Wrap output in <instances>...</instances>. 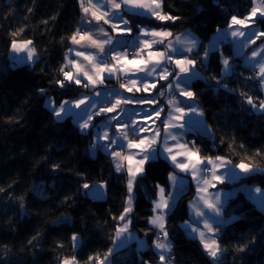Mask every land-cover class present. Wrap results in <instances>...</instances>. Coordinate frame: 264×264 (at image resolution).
<instances>
[{
    "label": "trees",
    "instance_id": "16d2710c",
    "mask_svg": "<svg viewBox=\"0 0 264 264\" xmlns=\"http://www.w3.org/2000/svg\"><path fill=\"white\" fill-rule=\"evenodd\" d=\"M163 7L178 19L161 22L127 14L132 32L139 30L138 25L169 28L172 33L189 28L201 39L191 54L199 58L217 28L228 25L233 15L246 16L254 4L253 0H163ZM80 18V0H0V264H60L72 256L77 264H95L108 253L121 221L128 194L125 174L115 170L101 148L91 147L92 131H81L69 117L56 119L46 103L52 98L59 105L96 89L56 84L63 75L60 69L67 70L66 54ZM253 23L264 32V18ZM24 39L31 40L36 59L12 66L11 43ZM222 53L235 61V70L227 77L221 75ZM201 65L205 76L193 79L191 87L213 130L214 144L197 134L195 147L204 156H225L260 169L236 182L238 190L226 204V223L218 237L225 251L219 264H264V212L239 187L243 182L264 187V112L255 113L245 103L247 96L259 103L263 92L250 79L252 71L243 59L232 56L229 44L210 51ZM53 165L59 168L53 171ZM170 171L166 160L154 159L137 181L132 228L150 244L158 233L149 222L152 200L158 186L167 184ZM98 182L107 184V196L93 199L82 185ZM193 193L191 186L168 216L174 264H213L200 242L182 227ZM74 233L79 235L75 248ZM241 246H246L244 251H238ZM153 258L150 250H133L125 256L115 254L111 264H142Z\"/></svg>",
    "mask_w": 264,
    "mask_h": 264
},
{
    "label": "crops",
    "instance_id": "0c3cea01",
    "mask_svg": "<svg viewBox=\"0 0 264 264\" xmlns=\"http://www.w3.org/2000/svg\"><path fill=\"white\" fill-rule=\"evenodd\" d=\"M116 2L121 3V0H116ZM83 6L89 8V12L84 13L82 11V8H81V18H80L78 29L89 32V34L92 35L93 38H95V39L112 38L113 44L116 45V47H115V52L109 53L107 56V63L110 65L115 64V61L111 59V56L114 54L115 55H121V56H127V58L129 60H131L133 58V57H129L126 53L127 52L126 47H128V46H139L138 52L136 54V58L138 60L139 59L147 60L148 59L147 52L149 50L143 48L144 39H149V40H152V39L160 40V39H162L163 44L162 45L154 44L152 50L158 49L159 51L166 52L168 54H172L173 48L179 49L186 55L187 59L195 57V56L192 57L191 54L196 52L200 47L201 39H200L199 35L196 34L194 31H192L189 28L185 29L183 31H180L178 33H172V31L169 28H161V27L157 28V27H152V26H148V25H142V26H140V28H145L148 30L165 29V30L169 31L171 33V35L165 36L163 38L152 37L150 35L146 37L143 33L140 32V28H139V30L137 32H132V33L126 34L122 37H117V33L115 31H113L111 23H104V21L102 20L97 24V22L94 20V18L92 16L93 11H95L97 14H100V15H103L105 12H107L109 14V16L112 15L113 11H117L119 13V16L122 17L123 20H127V21H129V19L126 16L127 14H136V15H141V16L154 17V16L150 15L149 10L146 8H140V7H137L136 5H132V4L124 5L121 3V8L119 10H114L113 7L107 3V0H92L91 5L88 3V0H86V1L84 0ZM254 6L261 8V10H264V1L256 0V3L254 4ZM158 11L160 12L161 15L168 14L164 10L163 2L161 3ZM244 17H239V18L243 19ZM113 22L118 23L119 17L114 18ZM96 28L103 29V32L96 31L95 30ZM219 28L220 29H226V28H228V25L222 26ZM232 30L233 31H242V32L247 33V37L250 38L249 43H247L245 46L241 47L240 41L245 40L246 37H233L230 34L225 36L222 31L218 33L217 29H216V31L212 34L209 41L207 42L205 50H208V47H209V48H212V49H210L211 51L212 50H220L221 51L223 49V41H224V39L227 38L230 41L229 46L232 49V56L238 57V54L240 55L243 52H247L249 50L247 55H246L247 56L246 59H244L243 61L246 63V65L252 66L254 68V70L259 73V69L261 67V63L258 62L261 59L260 50L264 49V39L260 40L262 38V36L260 35L262 30L260 29V27L258 25H254L252 20L247 21V26L235 25V26H233ZM253 33H255V35H253ZM76 34H77V39H79L78 30H77ZM105 34H107V35H105ZM177 38H179V43L177 42ZM117 39L120 40L119 44H117ZM193 40L196 41L195 46L192 43ZM89 43L90 42L85 41V42H83V46H81V45H73L71 42L70 48L73 49V51L70 52L68 50V52H67V61H66L67 70L66 71H73V73L75 74V69L72 68V66L69 64L70 60H78L81 64L83 63L82 65L85 66L86 69L91 71V65H89L88 62L83 59V57H77L75 54L76 51L84 50L85 48H87V45ZM170 44H171V47L169 46ZM105 47H109V46L106 45ZM251 47H253V49H250ZM189 48L192 49L191 52L187 51ZM142 49H143V51L141 52ZM88 50L92 51L94 54H96L98 56H103V54L99 52V49L89 48ZM239 50H241V51L239 52ZM253 51L258 52L257 57H252ZM178 58H180V57L173 54L172 62L167 66V70L169 72L173 71V70L178 72V69L174 66V60L178 59ZM197 58L198 57H196V59ZM225 58H226V60H229L226 56H225ZM68 64L70 66H68ZM141 66H143V65H141ZM197 66H198L199 72L201 73V76H198V77H204L205 74H204V71L202 69V65L199 61H197ZM128 67L130 69H132L133 71L130 73H121V72L117 71V73L111 78V79L115 80V83H108L107 82L108 79H106L103 82V84L98 83L96 85H90L89 87H95L96 88L94 91L88 92V93H82L73 99L64 100V101H72L73 102V104L71 105L72 110H71V112L63 113L61 115L62 117L58 120H63L65 118L69 117L72 120V122H74L76 125H78V127L81 129L83 124L88 121V117L92 116L94 125L99 126L100 134L103 135V133L106 131L109 136H112L117 131V129L115 127L116 122L113 121L112 127L106 128L107 117L105 115L94 116L93 115L94 113L98 112L99 109L103 108L104 105H106V107H110L111 104L114 103L115 99H117V98L130 97V96L134 95V98H145L146 100H153L152 97L156 96V94H157V97H160V98L154 97V99H155L154 103H147L146 102L142 105L129 103V104H123L122 105V107L126 109V114L125 113L120 114L123 116L124 120L127 121L128 119H131L133 124L139 123L140 126L144 127V129H145L144 132L139 133L138 135H133L130 130H127L128 139L135 140V139H138V136H147L149 140H152L154 138V135H153L154 132L156 130H160L161 135H160L159 139L157 140V143H154L152 145L153 149L162 150V146H164L166 144L167 146L172 147L173 153H175L176 151L181 150L177 147V145H185L188 150L193 151V152H198L200 159L204 160L205 164H207V158H209V157L212 158V163L208 164L211 167V178L208 180L209 183L207 185H205L203 173H201V169L203 168V165H200L197 167V177H198V181H199V184H198L197 180H193V177L191 175V171H189L188 173H184L180 169L175 168L171 164V162L165 158L168 155L167 153H164L163 156H158L156 159L162 158L170 164L171 171L168 174L167 184H160L158 186L157 195L152 200V214L150 216V220L156 218L157 216H161L163 218L162 222L164 223V226H165L164 230L167 231L166 227H167V221H168L169 214L171 213V211L176 206L179 198L184 193H186L190 189L191 186H193L194 193L188 201V217L186 218V220H184L182 222V227L184 228L186 234L189 237H192V238L198 240L200 242V244L202 245L200 238H199V234L198 233H192V230H191V225L194 223V221L196 219H198V217L196 216V213L198 211H203L205 213H212L214 211V210L207 208V206L205 204V201H207L209 203H213V204L217 205V208L221 212L222 219H223V221H225L224 223H226L225 207H226V204H227L229 198L232 195L236 194V192L238 190V185L236 184V182L239 180H243L246 176H248L250 174L242 173L241 170L238 167H236V165H238L240 163H245V162L236 163V162H233L232 160H230L229 158H227L225 156H220V155L204 156L200 153L199 149L195 147V142H192V140L189 138L190 134L191 135L192 134H194V135H197V134L205 135L212 141V146L214 144L213 130L206 120V116H205L203 106L201 105V103L198 101V99L196 97H194V99L189 101L187 98H183V96L178 95V97H176V99L173 101L171 99V97L172 96L175 97L176 94L170 95V93L174 90H177L180 93L181 89H176V88H173L171 90L168 89L167 85H168V82L171 81V77H169V81L160 80L158 85H157V88H152L151 83L159 80L158 73L160 72V69H157V72L153 73V75L148 79L147 83L149 84V89H148V92L145 93L143 91L144 85L142 83V78H143L142 74L135 73V66L128 65ZM149 68H151V65H149ZM166 74L167 73H165V75ZM221 75H222V77L224 76V74L222 73V70H221ZM128 76H131V79H135L136 83H135L134 87L131 83V79L127 78ZM137 77H140V78H137ZM198 77H195V75L190 77V81L187 82V87H188L187 89L188 90H191L193 92L191 84H192L193 79L198 78ZM121 84H126L129 87H133V93H128L126 91V89L121 88L120 87ZM136 88H140V91L136 92L135 91ZM261 89L263 92V98L261 101H264V88L261 87ZM106 91H112L113 93L119 92L121 94V96L115 97V96H107V95H97V93H102V92H106ZM161 91L163 92V95H160ZM168 92H170V93H168ZM82 97L85 98V103L82 104L80 106V108H76L74 102L77 101L78 99L82 98ZM50 100H53V99L48 98L46 103L51 110L53 107H56V108L59 107L60 104L57 105L55 103H54V105L50 106L48 103V101H50ZM170 100L173 101L172 104L168 103ZM179 100H182L183 103L176 104V101H179ZM189 104L191 105L192 108L195 109L194 113L188 112V105ZM177 107L184 109V111L186 113L185 119L179 120V121L176 120V117L180 115V113L176 111ZM155 109H163V111H161V119H157L155 117V115H154ZM169 111L171 112V118H169V120H168L169 124H174V125L184 124V127L183 128H177V127L170 128L169 132L171 133V136H169V138L165 141V134L163 131L164 125L161 122V120L168 116ZM52 112H53V110H52ZM254 112L260 113V112H264V111H254ZM148 113H153V114L151 116H148ZM201 113H202V115H201ZM143 114H145L148 117V119L149 118L150 119L149 120L148 119H140V116H144ZM149 129H151V131H149ZM88 131H92V141L94 142V136L97 134L96 127H91L90 129L85 130L84 132H88ZM119 131H120V134L123 135V133L126 131V129H120ZM178 132L182 133V135H177ZM172 137H175V139H173ZM101 143H103V141H101ZM124 143L126 144V141ZM101 149L105 153H107V155L109 156L115 170H116V164L117 163L122 164V167H123L122 172L126 176V185H128L129 176L127 173V168H128L127 160L120 161L118 157H112L109 154L110 151H118L119 152L120 149L117 148L115 145H113L108 151H106L104 148H101ZM128 154L135 155L136 159L141 158V155L139 154V149H127V148H125V151L122 153V155H128ZM216 157H223L224 159L218 161L215 159ZM183 160H184L183 157L178 158L179 162H183ZM245 164L249 165L253 169H256L255 172L260 171V169L258 167H255V166L248 164V163H245ZM145 165H144V167H145ZM214 167L216 169V174L220 176V181H217L213 178L212 169ZM133 168H135V165H133ZM255 172H253V173H255ZM253 173H251V174H253ZM234 175H238L239 178L234 179L233 178ZM139 177L133 181V193L131 194L133 198H132L131 203L125 204V207H131L132 208V212L126 216L125 220H121L118 227H117V229H124L125 227H127V231L118 235L117 230H116L114 241H113V244L110 248L113 251L111 253H110V251H108V253L105 256H103L102 258L98 259L95 264H97L98 261L104 260L106 257H109L110 262H112L113 256L115 254H121V255L125 256V255L129 254L130 252H132L133 250H135L138 253H140L141 251H144V250H150L154 254V258L152 260H146V261H149L150 264H170L167 261V258L171 254H173L172 249H171L170 254L166 255L165 261L161 262L159 259L158 250L154 247L153 243L150 244L145 235L139 233L138 231H136L132 228V215H133V210H134V201H135V197H136L137 181H138ZM213 185H214V187H213ZM89 186H90L89 192L87 194L90 197H92L93 199H102V198H105L107 196V184L106 183L98 182V183H94V184L89 185ZM201 187H206L207 191L206 192L200 191ZM239 187L244 189L247 196L250 197L251 200L254 201L257 206H258V203L260 201L264 200V188L262 186L257 185L256 183L243 182L241 185H239ZM161 189H163V191H161ZM129 195L130 194L128 193L126 202L128 201ZM217 196H218V199H217ZM165 202H168L171 204V207L169 209L163 208V204ZM157 204L161 205V207L156 208ZM263 206H264V202L262 203V205L260 207L262 211L264 210ZM153 209H156V210L153 211ZM129 221H130V223H129ZM186 221L188 222L187 225H185ZM209 223H212V221L210 220ZM217 225H218L217 223H214L213 228H217ZM153 227L159 233L162 234V231L160 229H158L155 226H153ZM196 227H198L201 231L205 232V240L210 242L212 239L215 238L217 240V243L220 245V243L218 241V236L217 235L214 236L212 233H209L207 231V229L204 228V225L202 222L197 224ZM129 236L131 238H129ZM154 241H156L157 243H160V241L157 240V236L154 239ZM220 247H221V245H220ZM172 248H173V244H172ZM202 248H203V246H202ZM220 257H221V255H220ZM127 263L131 264L130 261H127ZM73 264H77L76 260L73 262Z\"/></svg>",
    "mask_w": 264,
    "mask_h": 264
},
{
    "label": "snow or ice",
    "instance_id": "6c2138e0",
    "mask_svg": "<svg viewBox=\"0 0 264 264\" xmlns=\"http://www.w3.org/2000/svg\"><path fill=\"white\" fill-rule=\"evenodd\" d=\"M163 0H121V3L124 5H136L140 8H146L149 10L150 15L154 16L157 20L161 22L165 21H175L178 18L172 16L171 14H163L161 15L158 9L160 8L161 3ZM81 8L84 13L89 12V8L84 7V0H80ZM88 3L91 5L92 0H88ZM107 3L110 4L114 10H119L121 8V3H117L116 0H107ZM256 3V0H253V4ZM154 6V7H153ZM92 16L94 20L97 22V24L100 21H104V23H111L113 31L117 33V37H122L126 34L132 33L133 29L130 25V22L127 20H123L122 17L119 16V13L117 11H113L112 15L109 16L107 12H105L103 15L97 14L95 11L92 12ZM119 17V22L114 23L113 19ZM264 18V10H261L259 7H252L249 11L248 15L245 16L243 19L233 15L230 18V21L228 22V28L226 29H220L217 28V32H223L225 36L231 35L233 37H246L245 40L240 41V46L243 47L247 43H249L250 38L247 37V33L242 31H233V26L235 25H245L247 26V21L252 20L254 22L255 19ZM140 28V26H137ZM96 31L103 32V29L96 28ZM79 32V39H77V34L74 33L71 37V42L73 45H81L83 46V42L87 41L90 42L87 45V48L84 50L76 51L77 57H83L85 61L88 62L89 65H91V71L86 69L78 60H70L69 64L72 66V68L75 69V74L73 71H65L62 67L60 71L62 72V78L58 79L56 81V84L64 88L68 85H78L83 86L85 88H88L90 85H96V84H103V82L106 79H111L117 71L121 73H130L133 70L128 67V65L135 66V73L142 74V83H143V91L145 93L148 92L149 84L147 83L148 79L153 75V73L157 72V69H160V72L158 73L159 80L154 81L151 83L152 88H157V85L160 80L163 81H169V77H171V81L168 82V89H181V83L184 82V77L186 74H188L192 68L195 67L196 61L190 60L186 58V55L179 49H172V54H168L166 52H162L157 50H152L153 45H162L163 40H156V39H144L143 41V48L148 49L147 52L148 59H137L135 55H133V58L131 60L127 59V56H121V55H112L111 59L115 61V64H108L107 63V56L109 53L115 52L116 45L113 44L112 38H106V39H95L92 35L89 34L87 31H83L78 29ZM140 32L143 33L146 37L152 36V37H165L171 35V33L165 29H145L140 28ZM107 35V34H105ZM255 35V33H253ZM261 36H264V32L260 33ZM177 42L179 43V38H177ZM31 41H26L25 44H31ZM120 43V40L117 39V44ZM193 45L195 46L196 41H192ZM108 45L109 47H105ZM171 47V44L169 45ZM12 48L14 50L19 51L17 48L16 41L12 42ZM89 48L92 49H99V52L103 54V56H98L94 54L92 51L88 50ZM34 51V50H33ZM69 51H73V49H69ZM143 49L141 50V52ZM188 52H191L192 49L189 48L187 50ZM261 52V67L259 69V73H257L255 76L250 77V79H256L259 81V84L262 88H264V49L260 50ZM173 54L179 56L180 58L175 60V65L178 68V72L168 71L167 66L172 62ZM258 52L253 51L252 57H257ZM208 57V51H205L203 57H201V60H206ZM29 59H33L32 51L29 52ZM67 59V54H66ZM225 65V70L229 69L231 65L229 64L228 60L223 61ZM188 65L189 67H185V65ZM143 65V66H141ZM149 65H151V68H149ZM165 73H167L165 75ZM128 79H131V76L127 77ZM140 78V77H137ZM131 83L133 87L135 86V79H131ZM121 88L126 89L128 93H133V87H129L126 84H121ZM221 87L227 88V85H221ZM229 91H232L231 89H228ZM46 90L40 89L41 94H44ZM136 92L140 91V88L135 89ZM181 96L186 97L189 101L194 99L195 93L191 90H180L179 93ZM97 95H107V96H115L120 97L121 94L119 92L113 93L112 91H106L102 93H97ZM160 95H163V92H160ZM154 103L153 100H146L145 98H134L133 96L130 97H124V98H117L115 99V102L111 104L110 107L106 108H100L98 112L94 113V116H100L105 115L107 117V124L106 128L112 127V122H116V129L114 135L109 136L107 132L105 131L103 135L100 134L99 126L94 125L93 123V117L89 116L88 121L83 124L81 131H85L90 129L91 127L97 128V134L94 136V142L92 143L91 147L93 149L95 148H104L106 151H108L113 145H115L117 148L120 149V151H110L109 154L112 157H118L120 161L127 160L128 162V168L127 173L129 176L128 185H127V191L130 194L128 197V201L126 203H131L132 201V193H133V181L136 180L139 176H142L145 173V167L144 165L147 162H150L154 159H156L158 156H163L164 153H167L168 155L165 157L168 159L171 164L175 167L180 169L184 173H188L191 171V175L193 177V180H197L198 184V177H197V167L200 165H203V168L201 169V173L206 172L208 170V164L212 163V158H207V164H205V161L200 159L198 152L190 151L186 148L185 145H177V147L181 150L176 151L173 153L172 147L167 146L166 144L162 146V150L153 149L152 145L154 143H157V140L159 139L161 132L160 130H156L154 132V138L152 140H149L147 136H138V139H128L127 130H130L133 135H138L139 133H142L145 131L144 127L140 126L139 123L133 124L131 119H128L127 121L124 120L123 116L120 115L121 113L126 114V109L122 107L123 104H144V103ZM49 105H54V100L48 101ZM76 108H80L82 104L85 103V98H80L77 101L74 102ZM169 104H172L173 101H169ZM183 103L182 100L176 101V104ZM245 103H247L254 111H264V101H259V104L257 106V103H254L253 98L251 96H247ZM73 104L72 101H62L58 108L53 107V114L57 119L61 118V115L63 113L71 112V105ZM119 110V111H118ZM161 111L163 109H155L154 115L157 119H161ZM176 111L180 113L179 116L176 117V120H183L185 119L186 113L183 108H176ZM188 112L194 113L195 109L191 107V105H188ZM153 113H148V116H151ZM202 115V113H201ZM171 118V112L169 111L168 116L163 118L161 122L164 125V134H165V141L171 136V133L169 132L170 128H183L184 124L174 125L169 124L168 120ZM120 129H126V131L123 133V135L120 134ZM151 131V129H149ZM177 135H182V133H177ZM175 139V137H172ZM103 141V143H101ZM126 141V144L124 143ZM125 148L127 149H139V154L141 155L140 159H136L135 155H122V153L125 151ZM183 157V162H179L178 158ZM216 160H223V157H216ZM133 165H135V168H133ZM242 173L245 174H251L256 171V169L251 168L249 165L245 163H240L236 165ZM59 168V165H53L52 170L56 171ZM116 171L122 172L123 167L121 163L116 164ZM213 178L217 181H220V176L216 174L215 167L212 169ZM234 179H238V175L233 176ZM222 182V181H221ZM209 181L207 179H204V184L207 185ZM84 189H88L90 186L88 184L82 185ZM214 187V185H213ZM0 191H3V189H0ZM163 191V189H161ZM200 191H207L206 187H201ZM171 195V194H170ZM218 199V196H217ZM205 204L207 208L214 210L212 213H205L203 211H198L196 213V216L198 219L194 221V223L191 225L192 233H198L200 241L202 243L203 249L206 252L207 255H209L212 258L213 264H219L220 255L223 254L225 251L220 247V245L217 243V240L214 238L210 242L205 240V232L201 231L198 227H196L197 224L203 223L204 228L207 229L209 233H212L214 236L218 235L219 229L213 228L214 223H224L221 212L217 208L216 204L209 203L205 201ZM21 208L24 207L23 203L20 205ZM161 205L157 204L156 208H160ZM171 207V204L168 202H165L163 204L164 209H169ZM156 209H153L155 211ZM132 212L131 207H125L120 214L119 219L125 220L126 216ZM162 217L157 216L154 219H151L149 222L153 226L157 227L162 231V236L165 242L157 243L156 241H153L154 247L158 250L159 259L161 262H164L166 259V255H169L172 249V243L169 237L168 231L164 230L165 226L162 222ZM231 219H236L235 217H232ZM212 221V223H209V221ZM130 223V221H129ZM188 222H185V225H187ZM127 231V227L124 229H117L118 235L122 234L123 232ZM161 233H157L158 238L160 237ZM129 238H131L129 236ZM33 239H36V237H33ZM73 241V247L79 246V236L78 234H73L72 236ZM32 241H29L31 243ZM143 246V245H142ZM246 246H241L238 251H244ZM110 253L113 251L112 249L109 250ZM91 260L92 257H89ZM76 260L75 256L72 257H65L61 264H73V262ZM97 264H111L110 258L106 257L102 261H98ZM142 264H150L149 261H142Z\"/></svg>",
    "mask_w": 264,
    "mask_h": 264
},
{
    "label": "rangeland",
    "instance_id": "374dc122",
    "mask_svg": "<svg viewBox=\"0 0 264 264\" xmlns=\"http://www.w3.org/2000/svg\"><path fill=\"white\" fill-rule=\"evenodd\" d=\"M254 25H256V24H254ZM14 41H16V44H17V48L19 49V51H17V50H14L13 48H12V43H11V46H10V50H9V59H10V64L12 65V66H15V65H20V64H23V63H33L34 61H35V59H36V55H35V53H34V51H33V49H32V46H31V44H25V42L26 41H31L30 39H24V40H14ZM237 46V45H236ZM131 46H128V47H126V53H127V55L129 56V57H133V55H135L136 56V54H137V52H138V50H135L134 48H133V52L131 53L130 52V48ZM138 48H139V46H137ZM130 48V49H129ZM210 49H212V48H209L208 47V50H204L201 54H200V57L199 58H197L196 59V57H193V58H190V60H194V61H196V64H195V67L194 68H192L191 69V71L188 73V74H186L185 75V77H184V82L183 83H181V89H183V90H185V91H187L188 89V87H187V82H189L190 81V77H192L193 75H195V77H198V76H201V73L199 72V70H198V66H197V61H199L200 63H206L207 62V59L209 58V52L211 51ZM250 49H253V47H251ZM30 51H32V55H33V59H29V52ZM205 51H208V57H207V59L206 60H201V57H203V55H204V53H205ZM241 50H239V52H240ZM244 51V50H243ZM249 51V50H248ZM248 51L247 52H243L242 54H238V57H241L243 60L244 59H246V55H247V53H248ZM128 59V58H127ZM129 60V59H128ZM176 60V59H175ZM175 60H174V66L177 68V66L175 65ZM224 60H226V58H225V55L222 53V55H221V61H222V73L224 74V76L223 77H227V76H230L233 72H234V70H235V61H233V60H228V62H229V64L231 65V67L229 68V69H227V71L225 70V65H224V63H223V61ZM83 64V63H82ZM244 64H246L245 62H244ZM68 66H70L69 64H68ZM85 67V66H84ZM185 67H189L187 64L185 65ZM252 68V67H251ZM178 69V68H177ZM153 93V92H152ZM168 93H170V92H168ZM174 94H176L175 95V97H171V99L174 101L175 99H176V97H178V95H180L179 94V92L177 91V90H174V91H172L171 93H170V95H174ZM154 97H156V98H160V97H157V94H156V96H153L152 98H153V101H155V99H154ZM183 98H186V97H183ZM254 103H256V102H254ZM258 104L259 103H257V106H258ZM142 115V114H141ZM144 116H140V119H148V117L145 115V114H143ZM62 117V116H61ZM150 119V118H149ZM148 119V120H149ZM97 129V128H96ZM203 178H204V172H203ZM205 179V178H204ZM86 184V183H85ZM83 188V187H82ZM264 188V187H263ZM84 189V188H83ZM84 191L86 192V193H88L89 192V188L88 189H84ZM264 202V200L263 201H260L259 203H258V207L260 208L261 207V205H262V203ZM264 207V206H263ZM261 209V208H260ZM264 211V210H263ZM79 236V235H78Z\"/></svg>",
    "mask_w": 264,
    "mask_h": 264
},
{
    "label": "built area",
    "instance_id": "2783aa9c",
    "mask_svg": "<svg viewBox=\"0 0 264 264\" xmlns=\"http://www.w3.org/2000/svg\"><path fill=\"white\" fill-rule=\"evenodd\" d=\"M86 1V0H85ZM229 40L226 38V39H224V41H223V43L224 44H229ZM131 48V49H130ZM129 49H130V52L132 53L133 52V48L135 49V50H138V47L137 46H131ZM250 69H251V71H252V77L253 76H255L258 72H256L255 70H254V68L252 67V66H249V65H247ZM252 67V68H251ZM254 81H256V83L257 84H259V81L258 80H256V79H253ZM260 85V84H259ZM106 107V105H104L103 106V108H105ZM195 138H196V135H194V134H192L191 135V140H192V142H195ZM96 149V148H95ZM94 149V150H95ZM204 178L205 179H207V180H209L210 178H211V167L208 165V170L206 171V172H204ZM224 225H225V223H220V224H218L217 225V228L219 229V232H218V237L221 235V233L223 232V230H224ZM157 240L158 241H160V242H165L164 241V239H163V236H162V234L160 235V237L158 238V236H157ZM174 260H175V257H174V255L173 254H171L168 258H167V261L170 263V264H174Z\"/></svg>",
    "mask_w": 264,
    "mask_h": 264
}]
</instances>
